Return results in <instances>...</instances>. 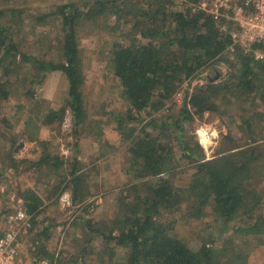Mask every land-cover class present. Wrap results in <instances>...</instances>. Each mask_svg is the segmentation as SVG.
I'll list each match as a JSON object with an SVG mask.
<instances>
[{"label":"trees","instance_id":"trees-1","mask_svg":"<svg viewBox=\"0 0 264 264\" xmlns=\"http://www.w3.org/2000/svg\"><path fill=\"white\" fill-rule=\"evenodd\" d=\"M13 1L0 0V93L3 99L7 98V77L17 54L15 19L22 14L17 9L5 7ZM81 1L82 6L77 7L75 2L67 0L52 14L60 19L62 26L60 62L45 63L22 54V62L39 66V71L60 72L65 76V108L46 109L41 115L43 126L50 127L57 120L61 122L67 109L75 133L84 121L81 92L84 76L77 61L76 26L79 23H95L106 15L122 21L123 41L113 43L108 49L112 73L120 85L121 98L128 105L130 121H140L141 113L147 110L157 112L187 81L213 69L210 70L213 74L205 76L204 84L185 94L179 110L166 111L162 117L149 121L141 120L145 121V128H140L127 150V163L134 174L120 187L118 201L122 212L99 228L92 227L95 223L91 220L87 221L88 229L105 245L100 264H245L247 256L237 251L232 241H226L216 251L205 243L192 250L182 238L173 235L168 224L162 223L160 218L162 212L171 213L187 201L193 216L198 217L204 207L210 206L215 220L224 226L239 217L246 218L242 227L236 229L237 234L264 235V218L251 221L253 211L263 200L256 184L264 178V144L253 139L256 134L252 127L261 117L253 111L251 116L244 114V105H253L256 97L264 99V63L254 60L251 52L234 46L231 37L219 30L212 17L197 8L204 0H184V11L178 10L174 0ZM221 62L228 66L229 79L214 82L220 74L216 66ZM132 112L136 116H131ZM205 113L218 114L220 122L230 126L229 138L231 124L241 125L250 142L222 151L209 160L204 158L198 144L189 148L185 143L182 150L194 153L184 154L186 158L194 157V173L186 188H176L164 169L165 139L146 129L150 126L166 133L173 129L181 132L194 117L200 118ZM119 118L117 122L121 123L123 118ZM116 129L120 130L121 124ZM8 159L18 175L26 176L32 170L43 173L46 192L52 189L48 199L58 198L69 189L75 204L85 200L88 194L76 157L68 162L43 147L36 161L15 160L11 156ZM21 164L27 165L18 171ZM67 165L69 171L63 169ZM49 176L56 179L54 184L46 179ZM16 188L27 214L35 219L41 213L43 198L35 191H23L17 185ZM32 256L36 261L65 264L60 254H50L41 243L34 244ZM69 262L90 264L75 256L70 257Z\"/></svg>","mask_w":264,"mask_h":264},{"label":"rangeland","instance_id":"rangeland-1","mask_svg":"<svg viewBox=\"0 0 264 264\" xmlns=\"http://www.w3.org/2000/svg\"><path fill=\"white\" fill-rule=\"evenodd\" d=\"M65 2L67 0H15L5 5L21 11L22 14L15 19L18 45L12 71L7 77V98L3 99L0 93V231L4 228L5 218L17 207L16 203L10 201L9 196L18 195L16 185L22 190L20 182H24L29 190L35 191L44 200L40 215L33 219L31 228L21 237V260L24 264H29L28 261L32 260L36 243L43 244L50 254H60L65 259V264L70 263L72 256L82 257L84 262L90 264H100V254L105 245L103 246L99 236H94L88 229L87 221L91 220L95 223L91 224L92 227L99 228L108 225L117 213L122 212L123 207L118 201L120 187L129 181L128 176L134 174L127 163V150L140 128H145V121L141 120L149 121L153 117H162L166 111L179 110L185 94L204 84L208 73L213 74L210 71L213 69L201 72L187 81L163 108L157 112L147 110L141 113L140 121H130L127 118L128 105L121 98L120 85L112 73L108 49L113 43L123 41L122 21L106 15L95 23H79L76 26L77 61L84 76L81 89L84 121L76 134L71 113L67 109L61 122L57 120L56 124L45 127L41 123V115L45 114L46 109L65 108V76L60 72L39 71V66L34 67L28 61L22 62V54L45 63L62 60V26L60 19L52 14ZM69 2H75L77 7L82 6L81 0ZM173 2L178 10H185L184 0ZM45 15L48 17L40 21ZM216 67L220 74L214 78V82L229 79L228 66L224 62ZM244 107L245 115L251 116L253 111L261 117L260 121L252 123L256 134L253 139L256 138L259 144H264V99L256 97L253 105L249 103ZM131 116L136 114L132 112ZM218 116L205 113L200 118L194 117L193 122L186 125L181 132L173 129L166 133L159 127L150 126L146 129L154 136H163L165 139L164 169L167 170L166 176L174 187L186 188L194 173V157L186 158L187 154L194 153L184 152L182 149L185 143L189 148L198 144L195 131L200 124L214 128L218 133L209 159L222 151L236 146L242 147L250 142L246 131L237 124H231V135L230 138L227 137L230 126L222 124ZM119 117L123 118L121 123L117 122ZM119 124L121 129L117 130ZM43 147L68 162L80 157L78 166L85 177L88 190L85 200L74 204L69 189L58 198L48 199L52 189L46 192V187L42 184L45 179L42 177L43 173L33 170L28 176L14 173L13 162L8 157L36 161ZM203 156L206 157L204 153ZM24 165L27 164H21L18 171ZM68 168L67 165L63 169L69 171ZM126 171L129 172L128 175ZM46 179L53 184L56 180L50 176ZM256 189L262 193L263 200L253 211L251 221L264 218V178L256 184ZM64 196L66 200L62 199ZM189 206L190 203L183 201L171 213L162 212L160 220L168 224L171 233L182 238L190 249L197 250L205 243L208 248L216 251L226 241H232L233 246H236L234 248L247 256L245 264H264V235L242 236L236 233V229L242 227L246 218L239 217L224 226L215 220L212 207H204L203 213L197 217L193 216L194 212ZM45 228L48 230L42 232Z\"/></svg>","mask_w":264,"mask_h":264},{"label":"built area","instance_id":"built-area-1","mask_svg":"<svg viewBox=\"0 0 264 264\" xmlns=\"http://www.w3.org/2000/svg\"><path fill=\"white\" fill-rule=\"evenodd\" d=\"M197 8L212 17L219 30L231 37L234 46L251 52L254 60L264 63V0H204ZM195 135L205 159L209 160L211 148L218 138L216 129L200 124ZM20 185L23 191L30 189L24 182H20ZM65 196L62 199L66 200ZM9 197L17 207L5 218L1 230L0 264H24L21 260V237L31 228L33 218L27 214L20 198L14 194ZM28 262L45 264L48 261Z\"/></svg>","mask_w":264,"mask_h":264}]
</instances>
